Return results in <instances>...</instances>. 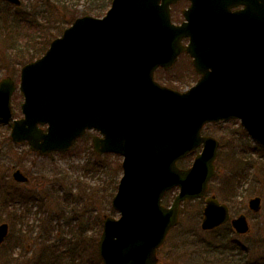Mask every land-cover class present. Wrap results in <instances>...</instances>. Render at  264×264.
I'll use <instances>...</instances> for the list:
<instances>
[{
  "label": "water",
  "instance_id": "95a60500",
  "mask_svg": "<svg viewBox=\"0 0 264 264\" xmlns=\"http://www.w3.org/2000/svg\"><path fill=\"white\" fill-rule=\"evenodd\" d=\"M175 1L112 0L102 17L76 18L21 67V118H12L13 80L0 79V118L12 121L15 143L27 141L41 155L66 151L93 128L103 135L92 139L97 153L123 156L112 198L120 216H103L97 243L103 264L157 263L156 248L177 222L181 201L202 196L214 173L218 142L200 135L204 123L238 118L264 145V0L257 8L255 0H237L246 10L235 14L224 10L231 0H190L180 25L170 20ZM182 51L200 74L196 83L185 91L157 83L154 70L172 66ZM201 143L191 166L178 168L176 161ZM12 178L28 180L20 169ZM174 186L179 192L165 207L161 197ZM248 206L257 211L260 198ZM227 219V206L207 197L201 228ZM231 223L237 233L248 231L244 215ZM7 232L0 223V244Z\"/></svg>",
  "mask_w": 264,
  "mask_h": 264
},
{
  "label": "rangeland",
  "instance_id": "374dc122",
  "mask_svg": "<svg viewBox=\"0 0 264 264\" xmlns=\"http://www.w3.org/2000/svg\"><path fill=\"white\" fill-rule=\"evenodd\" d=\"M21 2L22 9H31L40 27L43 25L59 36L75 17L104 15L111 0ZM45 2L51 5L43 13L40 9ZM183 6L178 3L171 9L172 21L182 19ZM5 8L12 12L0 4V13ZM23 30L37 32L25 25ZM18 66L0 69V78L10 76L16 86L11 97L14 117L21 116L23 100L18 90L21 65ZM192 68L191 58L184 53L170 68L156 69L155 79L184 90L197 79ZM9 125L0 121V223L9 224V233L0 245V264H77L79 260L82 264L85 248L87 255V247L93 243L99 259L97 242L103 216H119L111 206V198L122 174V156L94 152L91 137L96 132L92 130L68 151L42 156L31 151L25 142H12ZM203 133L220 142L216 173L208 193L227 203L232 215L245 213L250 231L237 235L228 225L203 231L199 223L204 199L185 201L177 225L157 251L159 264H264V148L244 134L238 121L206 125ZM199 151L200 147L187 156L190 162ZM227 152L232 159L228 160ZM183 164L179 162L180 166ZM16 168L29 177L27 183L12 179ZM175 193L176 190L169 191L162 202L169 205ZM254 196L261 198V208L256 213L247 207L249 198ZM84 264L91 263L87 260Z\"/></svg>",
  "mask_w": 264,
  "mask_h": 264
},
{
  "label": "trees",
  "instance_id": "16d2710c",
  "mask_svg": "<svg viewBox=\"0 0 264 264\" xmlns=\"http://www.w3.org/2000/svg\"><path fill=\"white\" fill-rule=\"evenodd\" d=\"M0 4L12 9V12H10V10L5 8L2 10L3 13H0V69H4L10 65L20 66L42 55L48 47L50 40L57 34L44 29L43 25L40 27V21L35 19L31 9L14 7L6 2H0ZM43 4L44 6L40 10L45 13V8L51 4L49 2ZM24 25L35 28L37 32L24 31ZM227 158L228 160L232 159L229 152H227ZM179 162H183L182 166L186 167L190 163V158L185 157ZM235 173L233 172L232 174ZM95 246V243H93L91 247H87V255L85 248V255L82 254V264L87 260L91 264H101V261L96 257ZM77 264H80V260Z\"/></svg>",
  "mask_w": 264,
  "mask_h": 264
},
{
  "label": "flooded vegetation",
  "instance_id": "af4514ba",
  "mask_svg": "<svg viewBox=\"0 0 264 264\" xmlns=\"http://www.w3.org/2000/svg\"><path fill=\"white\" fill-rule=\"evenodd\" d=\"M178 3H183V5L185 4V6H183L181 8V13H182V10L184 8H186L188 6V4H189V2L187 0H178L176 3H174V4L171 5V9L175 5H177ZM243 8H244V4H234L233 6L229 7V10L230 11H236V10L243 9ZM171 13H172V11H171ZM182 20H183V16H182V19L179 22H175V23H180V22H182ZM182 43H184V44L188 43V39L187 38H183L182 39ZM182 54H184V53H182Z\"/></svg>",
  "mask_w": 264,
  "mask_h": 264
}]
</instances>
